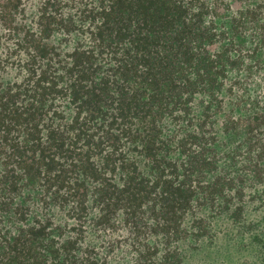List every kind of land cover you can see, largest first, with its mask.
<instances>
[{
	"label": "trees",
	"instance_id": "16d2710c",
	"mask_svg": "<svg viewBox=\"0 0 264 264\" xmlns=\"http://www.w3.org/2000/svg\"><path fill=\"white\" fill-rule=\"evenodd\" d=\"M10 1L0 264H188L259 200L264 81L240 80L231 0H33L7 37Z\"/></svg>",
	"mask_w": 264,
	"mask_h": 264
},
{
	"label": "rangeland",
	"instance_id": "374dc122",
	"mask_svg": "<svg viewBox=\"0 0 264 264\" xmlns=\"http://www.w3.org/2000/svg\"><path fill=\"white\" fill-rule=\"evenodd\" d=\"M10 2V0H0V22L2 23L10 22L11 16L16 14H14L15 10ZM231 3V16L238 15L240 23L239 28L231 34L233 39H229V44H234V41L243 44L242 49L240 48L241 51H233L234 54H242L246 60L240 80L255 86L264 81V0H231ZM219 4L224 6L225 2L220 1ZM40 7L39 2L26 0L23 5L25 12L20 13L22 15L17 17L19 25L5 24L7 29L5 35L10 37L20 34L21 32L18 29L24 25V22L35 26ZM21 10L22 7L16 11L21 12ZM1 12H4V14H1ZM10 13H12L11 16ZM217 15L221 18L220 10L217 11ZM226 25H229V23ZM219 46L220 44L217 43L214 47V50L218 53H220L218 51ZM8 72L0 78V95L3 94L1 92L2 88L22 82L25 76V73L20 74L15 69L10 74ZM262 89V87H259L256 90L259 92L260 99L263 100L262 109L264 112V91ZM260 133L264 138V126L261 128ZM246 137H248L246 132L242 130L241 139L243 140ZM262 182V187L258 189L261 188L264 191V177ZM250 196L251 194L244 202H250ZM257 199L259 200L246 206L239 220L230 216H223L221 220H216L213 226L214 229L211 230L213 241L190 259L188 264H264V193ZM197 215L198 217H195V220L199 219L201 215L207 216L204 213H197ZM195 220H186L188 232L195 227ZM188 246L189 241L186 245L183 244L182 248L187 250Z\"/></svg>",
	"mask_w": 264,
	"mask_h": 264
}]
</instances>
